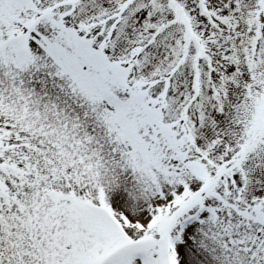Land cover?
I'll return each instance as SVG.
<instances>
[{
	"label": "snow or ice",
	"instance_id": "obj_1",
	"mask_svg": "<svg viewBox=\"0 0 264 264\" xmlns=\"http://www.w3.org/2000/svg\"><path fill=\"white\" fill-rule=\"evenodd\" d=\"M0 264H264V0H0Z\"/></svg>",
	"mask_w": 264,
	"mask_h": 264
}]
</instances>
